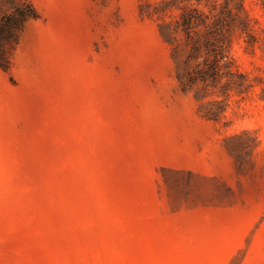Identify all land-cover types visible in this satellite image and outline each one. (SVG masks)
<instances>
[{"label": "rangeland", "instance_id": "374dc122", "mask_svg": "<svg viewBox=\"0 0 264 264\" xmlns=\"http://www.w3.org/2000/svg\"><path fill=\"white\" fill-rule=\"evenodd\" d=\"M225 4L0 0V264H264V0Z\"/></svg>", "mask_w": 264, "mask_h": 264}, {"label": "trees", "instance_id": "16d2710c", "mask_svg": "<svg viewBox=\"0 0 264 264\" xmlns=\"http://www.w3.org/2000/svg\"><path fill=\"white\" fill-rule=\"evenodd\" d=\"M201 4L205 0H195ZM189 5H193L194 0H182ZM228 0H226V4ZM180 19L177 21L176 32L185 35L186 43L190 46L191 57L200 58L202 49H205V57L202 69H197L196 73L202 74V78H215L219 76L221 70L226 67L222 62L227 58L225 55L226 49V26L231 23L227 21L226 17L232 16L230 12L221 11L219 15H206L198 9L188 10L183 9ZM213 11H211L212 14ZM229 14V15H228ZM227 15V16H225ZM26 15L20 14L19 20L14 16H8L0 24V65L4 69L7 68V59L5 55L4 42L8 39V35L12 33L15 24L23 20ZM7 19L12 21L5 25ZM201 66L198 65L197 68Z\"/></svg>", "mask_w": 264, "mask_h": 264}]
</instances>
